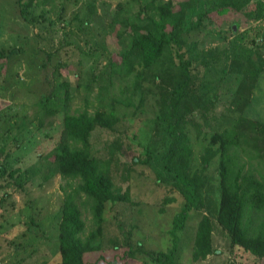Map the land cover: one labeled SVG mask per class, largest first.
I'll return each instance as SVG.
<instances>
[{"label": "rangeland", "instance_id": "1", "mask_svg": "<svg viewBox=\"0 0 264 264\" xmlns=\"http://www.w3.org/2000/svg\"><path fill=\"white\" fill-rule=\"evenodd\" d=\"M51 1L25 13L19 0H0V50L6 53L5 59L0 61V73L8 64L4 77L0 74V264H60L59 213L66 181L61 176L48 181L44 177L47 164L54 160L52 154L63 115L45 121L42 127L34 118V124L22 134L14 124H19L26 115L35 117L39 99L58 85L55 73L63 61L67 66L62 70V80L71 84L72 112L85 109L88 102L90 112H94L98 106L114 100L123 114L118 133L98 128L92 135L95 151L109 163L115 187L122 192L129 189L133 200V205L115 207L118 220L109 219L106 238L119 234L117 221L120 220L124 230L121 234L130 235L134 247L141 243V259L129 264H151L157 252H168L173 247L170 230L184 200L176 187L159 180L156 171L155 161L169 143L164 133L166 126L154 124L160 106L157 90L149 96L144 95V103L139 98L134 99L135 105L144 104L139 109L123 106L126 96L123 92L131 88L133 78L109 77L111 68L107 59L112 54L116 61L120 60V54L129 47L132 38L129 30L116 23L114 15L135 18L144 9L146 0ZM171 1L175 11L182 8L181 4L193 3L186 10L190 23L196 22L199 15H205L203 26L190 34V41L197 44L200 52L216 49L220 57L198 61L192 73L198 77V84L209 81L215 87L219 100L210 113L215 130L234 129L240 114L235 113L231 100L238 91L239 80L235 74L229 80L230 59L223 51L240 42L255 54L260 52V65L264 67V15L251 20L245 13L248 11L232 9L220 16L215 10L221 0ZM256 1L252 0L249 10H255ZM259 9L264 11V7ZM62 14L64 20H61ZM234 26L237 29L232 31ZM112 81L114 85L108 86ZM106 88L108 92H104ZM252 89L245 118L264 120V73ZM206 146L200 140L194 144L197 155L194 169H202L198 155ZM1 147L5 148L3 154ZM111 147L115 157L109 153ZM145 148L151 151L152 164H134L132 156L146 159L143 156ZM17 169L25 174L18 182L10 175ZM211 171L215 172V166ZM22 179L25 180L21 182ZM194 217L187 232L180 235L179 264H264V259L232 249L228 235L219 226L213 233L211 254L195 258L194 241L201 216L194 214ZM84 219L88 234L92 229V216L86 210ZM124 250L121 246L115 251L107 244L95 258L100 256L113 262Z\"/></svg>", "mask_w": 264, "mask_h": 264}, {"label": "trees", "instance_id": "2", "mask_svg": "<svg viewBox=\"0 0 264 264\" xmlns=\"http://www.w3.org/2000/svg\"><path fill=\"white\" fill-rule=\"evenodd\" d=\"M48 2L52 1L19 0L25 13ZM251 3L252 0H221L215 11L223 16L232 9L243 10L248 11L245 13L251 20L261 19L264 11L259 8L264 7V2L257 0L255 10L248 9ZM192 5L181 4L182 8L175 11L171 0H146L144 9L135 18L128 19L121 14L113 17L117 24H122L131 32L132 38L129 47L120 54V60L116 61L112 54L108 56L109 77L133 78L131 88L123 92L126 95L123 100L125 107L141 108L144 104L135 105L134 99L139 98L144 103V95L149 96L157 90L160 106L154 124L166 126L163 129L169 143L155 161L156 171L159 180L176 187L184 200L170 230L173 247L168 252H157L151 258V264H179L182 249L180 235L187 232L194 214L201 216L195 234V258L211 254L213 233L219 226L228 235L232 249L264 259V120L245 118L252 88L264 73V67L260 65L262 59L260 52L255 54L253 50L241 46L240 42L223 51L230 59L229 80L234 78L233 74L239 80L231 105L240 118L234 129L215 130L210 122V113L219 100L215 87L209 81L198 84V77L192 69L198 61H212L220 56L216 49L200 52L197 44L190 41V34L199 30L205 19V15H199L194 23L186 19V10ZM64 11L63 7L62 13ZM63 16H60L61 20H64ZM5 56L6 53L0 50V61ZM66 66L64 61L58 64L55 73L58 85L39 99L35 105V117L26 115L19 124H14L18 125L16 129L22 134L34 124V118L42 127L45 121L63 115L52 154L54 160L47 164L44 177L48 181L61 176L66 181L62 187L64 199L59 213V263H136L141 259V243L134 247L130 235L125 237L121 234L124 230L120 220L117 225L121 232L114 238H106L109 219L118 220L119 213L115 207L133 205V200L129 189L122 192L115 187L109 163L97 154L92 143V135L98 128L118 133L123 114L114 100L98 106L94 112H90L89 102L85 109L72 112L71 84L62 80V70ZM7 70L6 63L0 74L3 76ZM111 85L114 81L108 86ZM108 91L109 88H106L104 92ZM198 140L207 144L198 155L202 164L200 170L193 166L197 156L194 144ZM1 148L3 154L5 148ZM109 153L113 157L116 155L113 147ZM143 156H146L145 160L132 156L133 163L151 165L153 156L149 148L144 149ZM212 166H215V172L210 173ZM10 175L18 182L25 174L17 169ZM85 210L92 216V229L88 234ZM107 244L115 251L125 247L118 260L107 262L103 257L95 258Z\"/></svg>", "mask_w": 264, "mask_h": 264}, {"label": "water", "instance_id": "3", "mask_svg": "<svg viewBox=\"0 0 264 264\" xmlns=\"http://www.w3.org/2000/svg\"><path fill=\"white\" fill-rule=\"evenodd\" d=\"M237 29V27L236 26H234V30H236Z\"/></svg>", "mask_w": 264, "mask_h": 264}]
</instances>
